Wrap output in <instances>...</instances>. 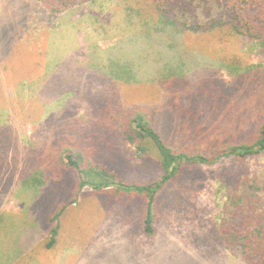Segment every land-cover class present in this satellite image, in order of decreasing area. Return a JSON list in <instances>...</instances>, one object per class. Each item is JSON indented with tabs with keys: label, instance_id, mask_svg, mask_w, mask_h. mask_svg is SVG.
Masks as SVG:
<instances>
[{
	"label": "rangeland",
	"instance_id": "obj_1",
	"mask_svg": "<svg viewBox=\"0 0 264 264\" xmlns=\"http://www.w3.org/2000/svg\"><path fill=\"white\" fill-rule=\"evenodd\" d=\"M147 2L94 0L55 14L37 0H0V257L25 253L28 245L33 251L39 240L38 254L45 251L56 264H246L240 251L223 247L218 229L234 217L246 178L264 187V154L183 167L157 196L154 238L144 232L146 198L115 189L81 190L78 172L63 160L74 151L86 166L107 168L129 184L161 177L155 157L138 159L133 145L104 128L100 116L106 113L99 114L93 100L100 103L111 91L123 117L134 110L148 114L168 143L190 147L191 153L208 147L181 140V113H190L191 97L204 105L213 100L210 120L228 122L225 143L248 141L264 117L259 90L252 95L243 86L230 87L233 67L263 70V48L222 32L181 34L155 25L151 10L139 15V5L149 10ZM140 40L146 64L141 72L172 57L185 67L171 68L175 78L149 82L142 76L113 88L102 71L112 59L124 62L120 56L132 55L124 53L128 43L140 50ZM263 83L252 87L264 89ZM231 113L236 117L227 119ZM26 175L44 183L22 187ZM63 206L57 243L48 249L51 219ZM32 257L21 255L18 264L35 262Z\"/></svg>",
	"mask_w": 264,
	"mask_h": 264
},
{
	"label": "trees",
	"instance_id": "obj_2",
	"mask_svg": "<svg viewBox=\"0 0 264 264\" xmlns=\"http://www.w3.org/2000/svg\"><path fill=\"white\" fill-rule=\"evenodd\" d=\"M37 1L51 12L60 14L94 0ZM147 4H149L148 11L144 9L143 5H139V15L140 17L145 16V14L148 16L151 10L150 18L153 19L155 25H164L181 34L222 32L232 38H245L248 42L255 43L264 49V0H151ZM131 42L136 44L135 41ZM140 44L141 40L136 44L140 50H136L132 49L128 43L124 47L126 48L124 53H131L132 55L129 54L131 56L126 59L120 56L124 62L112 59L106 66L107 70L102 71L111 80L113 88L120 81L126 84L140 82L139 78L142 76H148L147 81L150 80L149 82L157 80L159 77L171 78L174 76L172 70L179 71L185 67L179 59L172 57L169 63L159 64L152 72L146 74L141 72L146 64L144 65V61H142L145 53L142 50L144 47H140ZM89 60V64H91L93 62L92 57H89ZM179 63L180 66L177 65ZM89 64L88 66H90ZM174 65L176 67H173ZM262 69H254V72L251 73L249 67H233L230 74L235 81L230 87L236 90L243 86L244 89L251 90L252 95H257L255 92L259 90L258 95L264 97V89L252 87L258 81L263 80L264 82V67ZM142 80L144 81V79ZM108 94L110 97H105L100 103L93 100V106L96 107V110L100 109L98 113H106V115L100 116L101 121H106L104 128L108 129L110 126L113 128V132L133 145L136 148L138 159H143L145 156L155 157L161 167V177L148 185L129 184L107 168L93 164L86 166L84 158L74 151L65 153L63 160L78 172L81 190L85 188L94 191L115 189L119 193H135L146 198L144 232L151 238L156 235L157 196L165 185L181 174L183 167L200 164L212 165L228 158H257L264 154V117L248 141L225 143L223 142L224 137L229 134L226 127L228 122L216 124L210 120L216 111V106L212 103L213 100L211 99V103L204 105L199 98L191 97L188 99L191 100L188 107L190 113L188 114L186 110L181 113L182 121L185 122L182 131L185 138L181 140L184 141L183 143L195 142L200 148H203L204 144L208 146L207 149L203 148L199 151L196 149L195 153H191L190 147H177L168 143L155 129L153 117L150 118L148 114L134 110L132 116L123 117L114 91ZM197 101L206 110L201 108ZM234 117H236L234 113L226 116L227 119ZM124 118L128 119L124 120ZM217 136L222 137L217 139ZM189 143L191 144V142ZM21 182L22 187H25V183H29L28 186L35 189L44 183L40 178L28 175L22 178ZM245 186L238 198L234 217L225 219L221 223L218 229V237L223 247L229 252L240 251L246 264H264V197L261 195L264 187H261L257 178L253 179V185H249L246 178ZM235 193L239 194L238 191ZM65 211L66 206L61 207L51 219V222L55 223V227L51 231V239L47 244L48 249L57 243L61 229L60 219Z\"/></svg>",
	"mask_w": 264,
	"mask_h": 264
},
{
	"label": "crops",
	"instance_id": "obj_3",
	"mask_svg": "<svg viewBox=\"0 0 264 264\" xmlns=\"http://www.w3.org/2000/svg\"><path fill=\"white\" fill-rule=\"evenodd\" d=\"M38 241L36 240V243H34L33 246V251H30V246L28 245L27 247V251L18 253L17 255H15L14 252H8L6 253L4 256L5 257H0V264H18L21 258V255H25L27 258L28 257H32L35 259V262H33L31 259L26 263V264H56L55 260L51 263L49 262V259L51 258V256H46L45 255V251L42 254H38V252L36 251L38 248ZM22 246V243H21ZM15 258H14V255ZM59 264H62L61 262Z\"/></svg>",
	"mask_w": 264,
	"mask_h": 264
}]
</instances>
